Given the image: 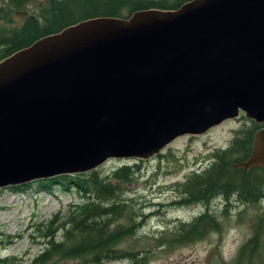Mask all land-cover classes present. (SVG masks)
<instances>
[{"label": "water", "instance_id": "obj_1", "mask_svg": "<svg viewBox=\"0 0 264 264\" xmlns=\"http://www.w3.org/2000/svg\"><path fill=\"white\" fill-rule=\"evenodd\" d=\"M263 125L264 0H193L96 18L0 61V190L148 160L238 119Z\"/></svg>", "mask_w": 264, "mask_h": 264}, {"label": "trees", "instance_id": "obj_2", "mask_svg": "<svg viewBox=\"0 0 264 264\" xmlns=\"http://www.w3.org/2000/svg\"><path fill=\"white\" fill-rule=\"evenodd\" d=\"M193 0H0V61L29 47L35 41L57 34L79 22L96 18L129 19L141 11L173 12ZM232 132L224 148L214 149L202 170H195L183 181L175 182L177 196L169 207L199 209L188 221L179 222L169 237L156 239L169 247L200 241L221 229L236 204L256 207L259 212L251 223L252 234L230 263L264 264L259 252L264 225V170L239 165L253 149L255 134L263 125L247 120ZM143 161L125 160L110 172L96 169L87 173L59 175L23 186L6 188L13 193L32 188L48 194H72L75 203L59 223L56 216L38 228L41 252L31 264H107L135 262L143 264L137 251L121 249L120 244L134 236L143 225L134 217L133 199L128 185L134 182ZM138 217H141L138 214ZM124 220L125 224H119ZM0 234V264H12L13 258L1 257L5 245Z\"/></svg>", "mask_w": 264, "mask_h": 264}, {"label": "rangeland", "instance_id": "obj_3", "mask_svg": "<svg viewBox=\"0 0 264 264\" xmlns=\"http://www.w3.org/2000/svg\"><path fill=\"white\" fill-rule=\"evenodd\" d=\"M244 123L246 121L229 120L204 135L180 137L159 155L141 160L142 163L137 162L141 170L135 175L134 182L128 185L126 197L134 200V218L137 223L143 222V225L136 229L134 236L120 244L121 249L137 251L138 258L145 259L143 264L232 262L239 248L252 234L251 223L259 212L256 207L236 204L235 201V206L230 207L229 216L221 218L220 231L212 232L197 242L169 247L157 243L156 239L169 237L178 228L179 222L188 221L199 211L194 208L169 207L178 194L173 184L183 181L195 170L204 169L211 152L226 147L232 132L240 129ZM120 161L125 160H108L99 168L102 172H110ZM76 201L77 198L72 194L57 192L53 195L34 188L24 193L0 190V234L5 243L1 257L13 258L12 264H31L44 243L38 228L56 216L60 223L68 211V204ZM118 223L125 224L124 220ZM259 245V252L264 255V225Z\"/></svg>", "mask_w": 264, "mask_h": 264}]
</instances>
